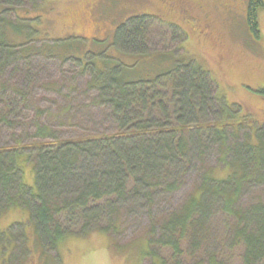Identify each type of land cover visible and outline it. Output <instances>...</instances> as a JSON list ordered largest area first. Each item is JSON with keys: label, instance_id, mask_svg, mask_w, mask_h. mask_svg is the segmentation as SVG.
Returning <instances> with one entry per match:
<instances>
[{"label": "trees", "instance_id": "trees-1", "mask_svg": "<svg viewBox=\"0 0 264 264\" xmlns=\"http://www.w3.org/2000/svg\"><path fill=\"white\" fill-rule=\"evenodd\" d=\"M45 1L0 0V133L11 136L0 135V208L28 213L23 226L34 227L40 250L93 231L115 246L123 212L148 221L142 257L150 264H264V195L244 203L253 188L264 192V126L237 117L240 108L228 106L185 53L173 56L187 40L182 28L137 17L117 27L112 44L136 65L100 60L104 53L90 50L82 54L89 59L79 58L81 39L74 38L81 47L43 44L50 42L38 26ZM260 11L264 0H247L245 23L255 38ZM139 18L151 22L136 26ZM157 39L161 49L153 54ZM56 45L74 50L60 56ZM52 59L76 64L82 92L64 95L81 97L90 119L99 118L80 136L56 135L55 122L72 120L76 103L49 115L30 94ZM146 63L164 70L150 75ZM23 167L32 170L34 188L24 184ZM189 175L190 193L163 209Z\"/></svg>", "mask_w": 264, "mask_h": 264}, {"label": "rangeland", "instance_id": "rangeland-1", "mask_svg": "<svg viewBox=\"0 0 264 264\" xmlns=\"http://www.w3.org/2000/svg\"><path fill=\"white\" fill-rule=\"evenodd\" d=\"M246 4L247 0H47L41 7L38 26L42 36L50 41L43 42L45 45L52 46V42L62 40L70 46L81 47L74 38L81 39L84 44L77 53L79 58L89 59L88 55L82 54L90 50L98 55L104 53L105 57L97 56L100 60L119 62L126 67L136 65L137 58L114 49L112 44L117 27L132 26L129 22L142 16L153 17L152 26H161L159 22L178 26L186 33L187 40L183 49L174 52L173 56L177 58L185 53L217 84L219 94L227 105L240 108L235 114L237 117L245 116L246 119L251 118L255 125L264 126V11L258 14L259 36L255 38L245 23ZM138 21H134L136 26L151 22L142 18ZM160 43L158 40L150 52H158ZM174 44L176 42L170 44L168 50H173ZM53 48L60 56L65 50H74L61 45ZM148 64L143 67L148 69ZM47 69L39 86L30 90L37 106L49 115L66 113L69 103H76L80 108L72 120L64 114L69 118L55 122L58 126L56 135L68 139L91 130V122L96 124L99 118L90 119L81 97V102L79 99L69 101V97L64 95L70 90L82 92L77 86L79 78L75 80L78 74L76 64L69 59L66 62L52 59V65ZM163 70L164 64H156L148 69V74ZM137 72L145 73L141 67H137ZM58 90L63 93L62 97L56 94ZM80 103L83 106L79 107ZM26 132L31 135L28 127ZM1 136L11 139L6 132ZM32 139L28 137L26 140ZM8 144L13 145V140H9ZM25 170L23 167V182L34 188L32 170ZM193 179L194 176L189 175L182 190L170 199V203L161 207L166 209L181 204L192 190ZM263 195L260 188H253L244 203L249 204L252 202L250 198ZM17 209L0 208V233L4 230L0 240V264H150L142 257L147 240V220H138L122 212L118 220L120 233L112 241L115 246L108 245L106 236L93 231L83 237L70 236L60 242L56 250H50L45 244L41 251L36 247L34 227L30 224L23 226L28 220V213ZM231 264L238 263L233 260Z\"/></svg>", "mask_w": 264, "mask_h": 264}, {"label": "bare ground", "instance_id": "bare-ground-1", "mask_svg": "<svg viewBox=\"0 0 264 264\" xmlns=\"http://www.w3.org/2000/svg\"><path fill=\"white\" fill-rule=\"evenodd\" d=\"M19 22V21H18ZM116 88V87H115ZM220 97V96H219ZM28 198V197H27Z\"/></svg>", "mask_w": 264, "mask_h": 264}]
</instances>
